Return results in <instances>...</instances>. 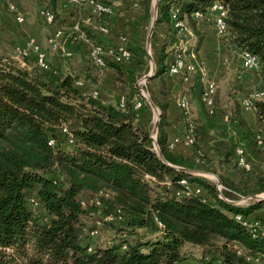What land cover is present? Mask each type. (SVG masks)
I'll list each match as a JSON object with an SVG mask.
<instances>
[{
	"label": "trees",
	"instance_id": "obj_1",
	"mask_svg": "<svg viewBox=\"0 0 264 264\" xmlns=\"http://www.w3.org/2000/svg\"><path fill=\"white\" fill-rule=\"evenodd\" d=\"M49 1L46 9L61 25L57 0ZM94 1L111 5V0ZM143 2L144 14L123 44L133 64L123 69L104 58L117 71L118 82L129 86L122 107L92 99L77 85L79 78L97 72L92 60L77 74L55 77L0 55V264H264V218H252L264 209V201L233 203L264 193V146L256 139L257 129L264 133V97L251 99L254 124L242 112L237 86L224 97L216 85L215 106L211 112L205 109L198 55L205 32L193 16L196 11L206 14L215 2L224 5L222 40L259 59L256 71L264 88V0H158L155 24H163L167 39L154 77L166 69L168 48L178 49L173 9L194 39L183 52L195 67L189 89L195 110L186 119V127H192L189 157L168 148L163 79L160 96L154 98L160 109L155 141L137 107L135 83L148 69L138 26L148 18L151 0ZM94 16L98 26L103 24L104 14ZM80 28L90 43L106 49L97 34ZM77 35L76 30L63 34L66 51L86 47ZM155 145L171 165L216 174L222 196L216 183L166 166ZM237 149L244 166L238 164ZM227 164L235 178L218 172ZM181 181L201 192L185 189ZM98 223L103 229L114 227L117 234L97 240ZM95 230L96 238L90 235Z\"/></svg>",
	"mask_w": 264,
	"mask_h": 264
},
{
	"label": "crops",
	"instance_id": "obj_2",
	"mask_svg": "<svg viewBox=\"0 0 264 264\" xmlns=\"http://www.w3.org/2000/svg\"><path fill=\"white\" fill-rule=\"evenodd\" d=\"M13 3L17 10L23 14L24 20L18 22L16 11L9 9L5 0H0V16L2 18L0 22V55L12 57L21 65L30 67L33 61L29 58L20 60L21 58L16 54V49L28 41L29 38H32L44 50L46 58L51 68H53L51 73L55 77L81 70V66L89 63L86 47L71 53V57L63 55L65 47L61 38L66 31L75 30V27H79V29L84 27L97 34L106 46L121 45L126 39L132 37L136 20L144 14L145 10L143 0H111V12L105 15L103 19V23L108 27V33L104 34L98 31V21L88 3L75 5L69 0H57L56 11L64 21L61 25H57L56 22L53 24L48 23L39 15L40 9L49 6V0H13ZM145 20L139 23V36ZM71 24L74 25L71 26ZM151 26L152 21L150 29ZM199 27L205 32V36L198 50V55L206 75L216 81L221 95L226 97V92L231 86H239L242 90H246L248 85L250 90L254 83L260 82L259 75L255 70L247 73V69L243 67L241 50L231 46L228 51V47L217 35L208 19L199 21ZM157 34L155 37H158V43H155L154 51L158 58L160 47L162 42L165 41L166 35L162 32ZM147 43L150 44V42ZM167 61H169V57L166 58L165 62ZM102 72L101 89H104V93H100V100L105 105H115L119 94L117 71L112 67L105 66ZM247 74L251 76L248 77ZM162 78L165 82V93L168 101L164 116L167 141L172 142L177 139L173 152L189 157L192 154V149L186 143V124L181 117L178 102L188 92L190 84L182 83L178 77L166 76L164 72ZM91 85L87 83L81 85L84 93L88 94L90 92ZM192 111L194 112V105ZM245 116L250 124L255 122L253 112ZM262 211L264 210L254 213L252 218H264V212Z\"/></svg>",
	"mask_w": 264,
	"mask_h": 264
},
{
	"label": "built area",
	"instance_id": "obj_3",
	"mask_svg": "<svg viewBox=\"0 0 264 264\" xmlns=\"http://www.w3.org/2000/svg\"><path fill=\"white\" fill-rule=\"evenodd\" d=\"M71 3L75 5H81L83 3H88L91 6L92 12L95 14H104L108 15L111 12V5L105 2H98L96 3L94 0H69ZM9 9L12 11H16V20L18 22H23L24 16L23 14L17 10L15 7L13 0H5ZM177 9H173L172 17H173V27L176 31L177 36L179 37L178 49L172 54L171 60L167 63L166 69L164 74L169 77H178L184 83H190L191 77L194 74L195 67L192 63H188L186 61V57L184 55V51L186 50L187 46L193 41V34L190 27L181 19H178L175 15ZM39 15L41 18L48 23H53V15L52 13L46 9L42 8L39 11ZM193 16L197 18L199 21L205 20L209 18L212 22L215 32L218 36L223 37L225 31V21L224 17L226 16V8L220 2H215L209 9V11L204 14L200 11H196ZM2 18L0 16V22ZM77 31V39L82 40L86 43V49L90 60L94 62L97 67H104L105 57L112 59L114 62L120 64L121 66L127 65L133 61L131 53L127 50L123 44L117 45L116 49L111 47L104 49L100 45H94L90 43L86 37V34L79 29V27H75ZM100 33H107L108 27L105 24H102L98 28ZM59 34V32H58ZM73 39H76L75 37ZM16 53L24 58L33 59V65L36 66L40 71L48 72L51 71L50 63L46 58V54L44 50L40 47L37 42L29 38L23 45L17 47ZM64 55L69 56L71 55L70 52L63 51ZM242 56V64L245 69L248 70H258L259 68V59L252 55L251 53L241 50ZM203 82V91H202V102L205 105L207 111L211 112L215 106V99L214 94L216 90V83L206 78L205 76L202 77ZM77 85L81 86V83L77 82ZM86 94V93H85ZM88 95V94H86ZM92 97L97 96V91H94L91 95ZM264 97V88L261 86V81L259 84V88L252 90L249 95L241 101V106L244 110L251 109V99L252 98H261ZM124 103V97H120L119 99V106L122 107ZM178 106L181 111L182 117L187 119L190 117V100L188 95H184L180 101L178 102ZM192 130L191 125L187 128L186 134V143L187 145H191L192 138L190 136V131ZM64 132H67V128L63 129ZM256 139L259 146H264V133L258 129V133H256ZM69 142H72L71 136L69 137ZM177 142V139H174L172 142L168 143V147L172 149ZM49 145H54V140L50 139ZM236 158L238 159V164L244 166L245 163L242 159V151L237 149L235 151ZM148 179H152L147 176ZM181 184L185 186V189L192 190L195 193L199 194L201 189L197 186H189L185 181H181ZM219 190V189H218ZM32 204L36 207L37 203L32 201ZM116 214L121 215V211L117 210ZM99 226V223L98 225ZM160 227H162L159 224ZM90 235L94 238L97 236V231L90 232Z\"/></svg>",
	"mask_w": 264,
	"mask_h": 264
},
{
	"label": "rangeland",
	"instance_id": "obj_4",
	"mask_svg": "<svg viewBox=\"0 0 264 264\" xmlns=\"http://www.w3.org/2000/svg\"><path fill=\"white\" fill-rule=\"evenodd\" d=\"M154 2H155V0H151V3H150V14H149L148 18L144 21L143 28H142L141 33H140V39H141L142 45H143V47H144V49L146 51V60H147V68L148 69H147L146 72L142 73L138 77L136 83L138 82L139 85H140V90H138L139 91V97H138V101H137V107L139 109L140 116H141L142 120L144 121L145 125H147V126L150 127L151 137L155 141L156 140L157 133L155 134V132H153V130H154V125H155L156 120L157 119H158V121L160 120V109H159L158 105L156 104L154 98L158 99V97L160 96V91L162 89L161 81H162L163 78H162V76L161 77H154V75H153L150 79L144 81L143 80V77H144L145 74H147L150 71L155 74V70H156V59H157V57L155 55L154 49H155V43H158V40H157L158 37H155V36L158 35L157 33H160V32H162V33H164L166 35V28L163 26V24L157 25V26L155 24L154 29H153V34H152L153 37H151L150 40L148 39V33H149L151 21L154 19V15H155V12H154L155 10H154V7H153ZM157 2H158V0H157ZM93 14L95 15V13H93ZM53 23H51V24H53ZM99 26L97 28H99ZM220 38L222 39V37H220ZM166 39H167V37L165 38V41H166ZM127 40H130V38H128ZM147 42H150V44L148 45ZM164 42H162V44ZM193 44H194L193 41H191V43L187 46L186 49H189L190 47H192ZM109 47L112 48V46H106V48H109ZM227 47H228V51H229L231 46H227ZM66 52H68V51H66ZM173 53H174L173 52V49L171 47H169L168 50H167V54H168L167 57H169V61L171 60V57H172V54ZM64 54L65 53H63V55ZM17 56L21 58L20 60H23V59L25 60L26 59V58H24V57H22V56H20L18 54H17ZM149 56H151V57L149 58ZM66 57H71V56L69 55V56H66ZM88 58H89V56H88ZM89 61H90V58H89ZM169 61L165 62L166 66H167V63ZM132 64H133V61L130 62L129 64H127V65L122 66V68L124 69L126 66L132 65ZM50 67H51V65H50ZM104 67H102V68L98 67L97 72L95 71L96 74L94 73V76H91L88 79H83V78L80 79L79 78V80H77V82L81 83V85L82 84H86V83L87 84H92L91 85L92 88H90V92L88 93V95L92 99H98V100H100V93L101 94L104 93V89H101L102 88L101 87L102 77H103L102 69ZM50 69L52 71L53 68H50ZM201 70H202V77L205 76L206 78H209L206 75V73H205V70L203 68L202 62H201ZM51 71H48L47 73L52 74ZM251 72H252L251 70L248 71V69H247V73H251ZM75 73L77 74V72H75ZM247 75H248V77L251 76L250 74H247ZM193 79H194V74L191 77V81L189 83L190 85L192 84ZM209 79H211V78H209ZM214 82L216 83V81H214ZM182 83H184V82H182ZM185 84H188V83H185ZM259 84H260V82L254 83L253 86H252V88L250 90L252 91V90L258 89L259 88ZM190 85L188 86L189 89H190ZM237 87H239V86H237ZM117 88L119 89V94H118V98H117V104L119 106V99H120V97H124V100H125V98H126L125 96H128V94H129V86L128 85H124L123 86L122 83L119 81V82H117ZM248 88H249L248 85H247L246 90H242L240 88L241 89V93L243 94L242 97H240V99H239L240 100V103L251 92ZM94 91H97V96L95 98L91 96ZM186 93L184 95H188L189 96V100H191V95H189V90ZM192 106L193 105H191V102H190V114L192 112ZM240 106H241V104H240ZM204 107H205V105H204ZM241 108H242V112H243L244 115H247L250 112H252L251 109L250 110H244L242 106H241ZM194 110H195V107H194ZM181 117H182V115H181ZM182 119L185 121V124H186V119H184V117H182ZM254 123L255 122H253L252 124H254ZM158 126H159V124H158ZM186 130H187V127H186ZM256 133H258V129L256 130ZM187 146H190L191 147V145H187ZM154 148H155L154 150L157 151V146L156 145H155ZM173 148L172 149L169 148V149L173 152ZM235 156H236V154H235ZM192 172H193L194 175L202 176V177L206 178L207 180H209V181H211L213 183H216V186L219 189V192H220V195H221V190L223 189V187H222L221 184L218 183L219 179H218V176L216 174L202 172V171H199V172L192 171ZM218 172L220 174H222L223 176H227L229 178H235V171H233V169L231 168V166L228 165V164L219 167ZM166 185H168V184H166ZM159 193H160V190L158 191V189H156L155 186H154V194L156 195V194H159ZM260 197L264 198V193L260 194ZM262 201H264V200H262ZM252 202H258V201L255 200V199H253V198L246 197V198H239L238 200H236L233 203L235 205H238V206H247V205L251 204ZM262 212H264V211H262ZM106 220L108 222H113V221H111V218L110 217H107ZM114 224L116 226H119L122 223H119V222H115L114 221ZM104 227L105 228L103 229L102 228V225L98 226V228H99V236H98L97 240H103V241H105V240H111L112 239V236L114 234H117L116 231H115V229H114V227H111L108 224L106 226L104 225Z\"/></svg>",
	"mask_w": 264,
	"mask_h": 264
},
{
	"label": "water",
	"instance_id": "obj_5",
	"mask_svg": "<svg viewBox=\"0 0 264 264\" xmlns=\"http://www.w3.org/2000/svg\"><path fill=\"white\" fill-rule=\"evenodd\" d=\"M153 7H154V10H155V11H154V12H155V15H154V19L152 20V26H151V29H150L149 39H150V37H151V35H152V33H153V29H154L155 22H156V16H157V11H158V2H157V0H155ZM150 57H151V56H149V58H150ZM153 75H154V73H152V72L150 71V72H148L147 74L144 75L143 80L146 81V80L150 79ZM135 87H136L138 90H140V85H139L138 82L135 84ZM158 124H159V121H158V119H157L156 122H155V125H154V130H153V132H155V134L157 133V130H158ZM157 151H158V149H157ZM157 153H158V156L160 157V159L162 160V162H163L166 166H168L169 168H171V169H175V170H178V171H183V172L188 173V174H193V172L190 171V170H188V169H184V168H181V167H178V166H174V165H171V164L167 163V162L162 158V156H161V154L159 153V151H158ZM218 183L220 184V181H218ZM218 191H219V190H218ZM253 199L257 200L258 202L264 200V198L260 197V195H257V196H255V197H253Z\"/></svg>",
	"mask_w": 264,
	"mask_h": 264
}]
</instances>
